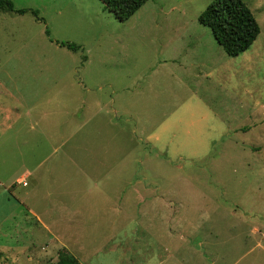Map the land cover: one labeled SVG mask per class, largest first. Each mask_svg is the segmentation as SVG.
<instances>
[{
	"label": "rangeland",
	"instance_id": "1",
	"mask_svg": "<svg viewBox=\"0 0 264 264\" xmlns=\"http://www.w3.org/2000/svg\"><path fill=\"white\" fill-rule=\"evenodd\" d=\"M9 1L0 264H264V0H242L259 33L235 56L197 21L210 0L124 21L100 0ZM27 202L63 214L47 231Z\"/></svg>",
	"mask_w": 264,
	"mask_h": 264
},
{
	"label": "trees",
	"instance_id": "2",
	"mask_svg": "<svg viewBox=\"0 0 264 264\" xmlns=\"http://www.w3.org/2000/svg\"><path fill=\"white\" fill-rule=\"evenodd\" d=\"M103 7L119 21L127 19L146 0H100ZM0 7L14 10L9 0H0ZM22 13V9L15 10ZM197 21L209 29L212 37L229 56L243 52L259 33V26L250 9L242 0H210L198 13ZM45 33H47L45 31ZM67 49L76 50L70 43H58ZM76 264L70 255L60 252L58 263Z\"/></svg>",
	"mask_w": 264,
	"mask_h": 264
},
{
	"label": "crops",
	"instance_id": "3",
	"mask_svg": "<svg viewBox=\"0 0 264 264\" xmlns=\"http://www.w3.org/2000/svg\"><path fill=\"white\" fill-rule=\"evenodd\" d=\"M76 161V159H75V155H74V164L76 163L75 162ZM31 171L32 170H27L26 171V174L25 175H29L30 176V174L29 173H31ZM33 172V171H32ZM23 175V174H22ZM58 179V178H57ZM80 179V178H79ZM78 179V180H79ZM18 180H19V177L17 178V182H18ZM146 180V179H145ZM76 181H77V178H76V176L74 177V182H73V184H75L76 183ZM146 182L147 181H142L141 180V184H144V185H146ZM136 184H138L139 186L137 187V191L140 193V191H142L143 193H145L144 192V189H145V186L144 185H141L140 186V180L139 181H136L135 182ZM149 184H150V182H149ZM74 190V189H73ZM71 193V192H70ZM141 194V196H140V199L141 198H144V200L146 199V198H148L149 196L147 195V194ZM73 194V196L74 195H76L75 193H72ZM47 197H49L48 195H47ZM159 197H162V198H164V196L163 195H157V201L160 199ZM69 198H70V194H69ZM43 199H44V197H43ZM76 200V197L73 199V201H75ZM65 205V206H64ZM115 205V206H114ZM110 204L109 205V207H108V209L109 210H113V209H120V210H123V208H121L122 206H123V204H121V205H119V204ZM24 206H25V208H26V212L28 213V214H30V215H32V216H35V218L37 219V221H39L40 222V224L42 225V226H45V229L47 230V231H50V229H48L49 228V226H52L53 224H55V223H57L56 222V220L55 219H53L52 218V215H54L55 213H62L63 214V211H62V209L61 210H59V211H53V212H46L45 210V212H43L42 214H48L49 215V217H51V218H45V219H42V218H40V215L38 214V213H36L35 212V210H33V208H32V206H31V204H29V202H27L26 204L24 203ZM59 207H63L64 209H67V206H66V204L65 203H62L61 202V204H59L58 205ZM76 207H77V205L74 207V209L72 210V211H74L75 213H77L79 210H77L76 209ZM67 211V210H66ZM65 211V212H66ZM69 211V214H71V215H73L72 213H70V210H68ZM64 212V213H65ZM119 214H121V215H124V213H123V211H121V212H119L118 210H117V215H119ZM127 215H129L128 213H127ZM122 221H123V219H122ZM128 222V221H127ZM60 226L62 225V223H60L59 224ZM119 229H120V227H119ZM56 230H58L57 232L59 233V232H66L68 229L67 228H65V227H60L59 229H56ZM120 231H124V224L121 226V229L118 231V232H120ZM253 231H255V229H253ZM56 232V233H57ZM122 237H123V235H122ZM118 238H119V236H118ZM62 239H63V237H62ZM64 241H65V239H63ZM75 242H77V240L75 239ZM75 245L77 246V243H75ZM78 263L80 264V262L78 261Z\"/></svg>",
	"mask_w": 264,
	"mask_h": 264
}]
</instances>
